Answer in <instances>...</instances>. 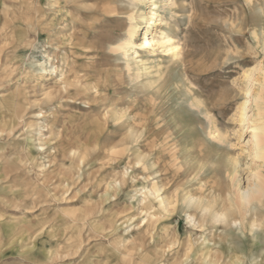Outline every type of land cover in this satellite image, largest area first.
<instances>
[{
  "label": "rangeland",
  "instance_id": "rangeland-1",
  "mask_svg": "<svg viewBox=\"0 0 264 264\" xmlns=\"http://www.w3.org/2000/svg\"><path fill=\"white\" fill-rule=\"evenodd\" d=\"M153 3L0 0V264H264V201L235 225L181 205L218 198L236 160L241 189L264 177L240 123L264 0Z\"/></svg>",
  "mask_w": 264,
  "mask_h": 264
},
{
  "label": "bare ground",
  "instance_id": "bare-ground-1",
  "mask_svg": "<svg viewBox=\"0 0 264 264\" xmlns=\"http://www.w3.org/2000/svg\"><path fill=\"white\" fill-rule=\"evenodd\" d=\"M138 1L139 2L141 1L143 5L145 3L147 4L152 3V7L155 5V3H153V0H138ZM149 14H150V18L147 22V28L144 30L145 31L143 34L144 38L142 39L141 43H137L136 48L138 47L142 49L145 47H153L154 41L147 39V36L149 30L154 24L152 22V20L154 19L153 17L155 16L154 10L151 9V12ZM131 20L133 21V19ZM255 32L254 35L255 34L257 35V33ZM138 33H139V29L137 25H132L129 28L126 39L122 43L117 44L115 49L117 51L128 50L131 46L134 45L133 39ZM259 37L260 36H257L256 40ZM159 43L162 46L160 47L163 49L162 53H164L165 56L174 57L179 53V49H180L179 46L174 45L172 39L164 36L163 34H162V41ZM138 55L139 52L138 51L135 52V56ZM259 68H260L259 69L260 77L258 79L256 78L254 79L253 70H248L245 73L246 78H248L249 81H251L253 86L251 88H246L245 99L240 106V123H241L242 131L244 130L243 131L244 133L248 132L250 134V138L248 141L250 147V150L248 152L250 156L254 160H259L261 163H264V64ZM250 110L252 111L251 115L249 113ZM244 133H241V135H239L240 138L244 136ZM243 150L246 151V149ZM238 165H239V161L236 160L234 165L228 167L226 174H228L229 185L225 190L223 189L220 190L222 191V193L219 195L218 198L214 195L213 196L211 195L212 196L211 198L194 197V195L185 196L181 201V205H183V207H185V209H187L188 211L192 210V212L202 213L204 217H206L213 224L223 223L226 225H235L238 222L237 217H240L243 222L248 221L247 218L249 213L251 212V209L253 208L252 206L254 204L262 205L264 201V177L262 176L259 169H257L254 172V175L252 176V180H253L252 183L249 184L248 181L247 189L245 188L243 190L241 189V185L243 181V175H242L243 173L240 174L239 168L237 167ZM156 191L160 193V195H158L156 198V204L159 207L157 211V215H160V217L162 216L163 218H169L177 210V206L179 203L178 197L176 195L169 196V193L167 194L166 189L163 187L158 188V190ZM190 218L194 219V216L190 215ZM161 220L162 219H160L159 221ZM254 222L255 221H253V224L256 223ZM157 243L160 244L161 241L158 240ZM188 244L191 246L190 241ZM215 255L216 254H214L213 256Z\"/></svg>",
  "mask_w": 264,
  "mask_h": 264
}]
</instances>
